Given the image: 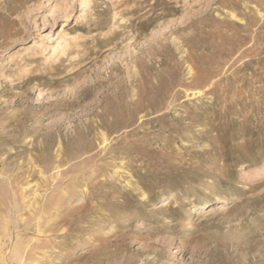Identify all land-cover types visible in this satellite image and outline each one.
Segmentation results:
<instances>
[{
	"label": "rangeland",
	"instance_id": "374dc122",
	"mask_svg": "<svg viewBox=\"0 0 264 264\" xmlns=\"http://www.w3.org/2000/svg\"><path fill=\"white\" fill-rule=\"evenodd\" d=\"M82 2L0 0V264H264V0Z\"/></svg>",
	"mask_w": 264,
	"mask_h": 264
},
{
	"label": "bare ground",
	"instance_id": "6f19581e",
	"mask_svg": "<svg viewBox=\"0 0 264 264\" xmlns=\"http://www.w3.org/2000/svg\"><path fill=\"white\" fill-rule=\"evenodd\" d=\"M88 3H89V0H83V2H82V10H81L82 15H86L85 11H86V9H87V5H88ZM198 91H199V90H198Z\"/></svg>",
	"mask_w": 264,
	"mask_h": 264
}]
</instances>
